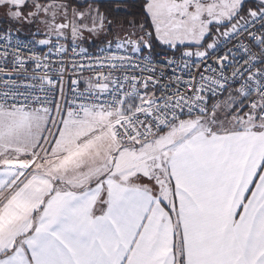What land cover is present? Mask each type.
I'll use <instances>...</instances> for the list:
<instances>
[{"label":"snow or ice","instance_id":"snow-or-ice-1","mask_svg":"<svg viewBox=\"0 0 264 264\" xmlns=\"http://www.w3.org/2000/svg\"><path fill=\"white\" fill-rule=\"evenodd\" d=\"M0 10V264H264V0Z\"/></svg>","mask_w":264,"mask_h":264},{"label":"trees","instance_id":"trees-1","mask_svg":"<svg viewBox=\"0 0 264 264\" xmlns=\"http://www.w3.org/2000/svg\"><path fill=\"white\" fill-rule=\"evenodd\" d=\"M101 11L108 14V18L112 21H121L127 23L130 19H135L137 23L142 22L139 4L140 0H99ZM121 6L122 8L118 7ZM0 24V28H1ZM24 35V34H23ZM100 44L88 45L89 48L95 49ZM161 50L159 52H162ZM158 53V52H157Z\"/></svg>","mask_w":264,"mask_h":264},{"label":"built area","instance_id":"built-area-1","mask_svg":"<svg viewBox=\"0 0 264 264\" xmlns=\"http://www.w3.org/2000/svg\"><path fill=\"white\" fill-rule=\"evenodd\" d=\"M221 31H223V29H221ZM15 38H18V39H20V40H22L24 42H28V41H30L32 39V36L31 35H23V34L17 33ZM15 38H14V41H15ZM37 38H39V37H37ZM233 43H235V38L232 41H225L220 47V54H223L224 50H226L227 48H231ZM99 46H97L96 48H98ZM82 47L87 48L89 50V52H94L96 50V48L95 49H91L88 46H83L82 45ZM43 51H46V49H44ZM24 54L27 55V53H24ZM167 55L171 56L172 55L171 51H168ZM71 56H72V52H71V48H69L68 56L65 57V59H69V58H71ZM164 56H165V51L158 52L157 56H156V59L157 60H162L164 58ZM193 69H195V65H193ZM53 75H56V73H53ZM85 75H87V73H85ZM75 78H76V73H74L71 70V68L69 67L66 70L65 75L63 77L64 82H65V86H66V91L68 92L69 96L71 95V82ZM83 86H84L83 84L80 85L81 88H83Z\"/></svg>","mask_w":264,"mask_h":264},{"label":"rangeland","instance_id":"rangeland-1","mask_svg":"<svg viewBox=\"0 0 264 264\" xmlns=\"http://www.w3.org/2000/svg\"><path fill=\"white\" fill-rule=\"evenodd\" d=\"M119 8H122V7L119 6L118 9ZM130 20H133V19H130ZM0 24H2L0 30L6 28L8 26L7 18L4 16L2 10H0ZM137 24H139V23H137ZM121 26H123L125 29H128V27H129L128 24L125 23V21H124V23L121 22V21H119V22L114 21V24H113V28L114 29H118ZM35 27H36L35 25H28V24H23V25L16 24V25H13L14 29H16V28L19 29V32H18L19 34H24V35H31V33H32V31L34 30ZM113 34H115V33H113ZM209 39L211 40V38H209ZM93 44H101V41L99 39H97L95 43H92V44L85 43V44H83V46H88V45H93ZM162 49H163V46H160V47H157L155 49V51L157 53V52L161 51Z\"/></svg>","mask_w":264,"mask_h":264}]
</instances>
